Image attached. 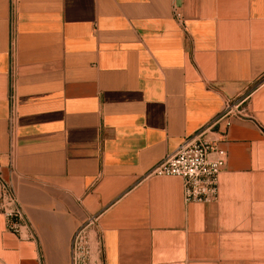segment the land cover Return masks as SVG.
Instances as JSON below:
<instances>
[{
  "label": "crops",
  "instance_id": "0c3cea01",
  "mask_svg": "<svg viewBox=\"0 0 264 264\" xmlns=\"http://www.w3.org/2000/svg\"><path fill=\"white\" fill-rule=\"evenodd\" d=\"M246 90L217 202L146 177ZM0 177V264H70L90 219L103 264H264V0H0Z\"/></svg>",
  "mask_w": 264,
  "mask_h": 264
},
{
  "label": "built area",
  "instance_id": "2783aa9c",
  "mask_svg": "<svg viewBox=\"0 0 264 264\" xmlns=\"http://www.w3.org/2000/svg\"><path fill=\"white\" fill-rule=\"evenodd\" d=\"M178 21L181 15L174 12ZM252 90H246L228 101L223 111L210 123L185 138L177 149L167 154L146 174L151 177H176L181 179L184 199L187 203L212 204L219 198V179L227 164V154L219 147L218 140H210L217 127L224 123L227 128L234 118L247 116V106ZM1 178V177H0ZM0 213L6 218L7 230L19 237L23 229L30 230V223L21 207L16 191L10 183H1ZM96 219H90L74 235L70 264H103V250L99 234L92 239L90 228ZM34 236L31 234L30 236Z\"/></svg>",
  "mask_w": 264,
  "mask_h": 264
}]
</instances>
